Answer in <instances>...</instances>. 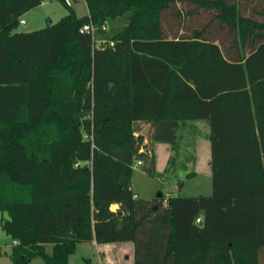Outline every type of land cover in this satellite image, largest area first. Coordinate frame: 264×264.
<instances>
[{
    "label": "trees",
    "instance_id": "trees-1",
    "mask_svg": "<svg viewBox=\"0 0 264 264\" xmlns=\"http://www.w3.org/2000/svg\"><path fill=\"white\" fill-rule=\"evenodd\" d=\"M84 1L83 16L63 0L56 23L13 33L42 0H0V224L17 242L12 264H68L92 240L131 242L133 264H264V0ZM115 19L123 27L108 34ZM172 119L165 173L205 121L211 195L136 197L133 162L147 154L132 124Z\"/></svg>",
    "mask_w": 264,
    "mask_h": 264
},
{
    "label": "rangeland",
    "instance_id": "rangeland-1",
    "mask_svg": "<svg viewBox=\"0 0 264 264\" xmlns=\"http://www.w3.org/2000/svg\"><path fill=\"white\" fill-rule=\"evenodd\" d=\"M66 3L72 7L78 16H83L87 14L88 9L84 0H65ZM68 13V8L64 5L63 0H42L41 5L35 9L28 11L23 14L19 23L13 29L15 32H30L35 30H40L47 24H53L60 20V18ZM29 20V21H28ZM28 21V22H27ZM123 19H115L111 23H106V32L110 34L112 30L120 29L123 27ZM96 45H99V35L95 37ZM191 135L194 141L192 145L189 146V139L184 142H180L185 149L186 154L181 156V161L173 162L172 166L179 165L180 168L175 170L173 173H165L164 169L166 166V161L169 156L166 148H158L155 162L151 163L149 157H142L141 160L144 163V170L141 165L133 162V177L132 186L134 192L138 197L155 199L159 193L163 195L170 194L171 196H195V195H211V170L209 167L210 160V141L205 138V135L199 134L191 131ZM190 135V136H191ZM189 155H195V161L191 162ZM174 163H177L174 165ZM184 163L183 165H180ZM194 171L195 174L188 177L187 173ZM180 182L181 185H180ZM180 185V186H179ZM170 192V193H169ZM9 219L7 213H0V223L2 220ZM14 240L11 236L7 235L2 229L0 224V264H12L9 254L11 251V246ZM48 252H51V244H47ZM89 252V249H87ZM80 253V251H79ZM76 253L71 258V264H77L78 255ZM43 264L41 258L37 257L32 259L30 264ZM87 264V262H85Z\"/></svg>",
    "mask_w": 264,
    "mask_h": 264
},
{
    "label": "crops",
    "instance_id": "crops-1",
    "mask_svg": "<svg viewBox=\"0 0 264 264\" xmlns=\"http://www.w3.org/2000/svg\"><path fill=\"white\" fill-rule=\"evenodd\" d=\"M193 125L195 126L193 132L203 134L205 135V138H207L209 133H208V126L205 121H195ZM175 126H176V122L174 119L158 120V121L154 120L149 122L136 121L132 124L133 134L142 135L144 138L143 144L146 145V148H141V151L147 154L146 157L150 158L152 166L153 163L155 162V158L157 155L156 152L158 148L163 147V149H165V147H167L166 151H168L169 156L171 155V143H173V140L175 139V134H174ZM140 165L144 170L145 166L143 161ZM131 189L133 190L132 185H131ZM172 193L173 192H171L170 194ZM170 194H166L164 196L165 197L171 196ZM137 196L138 195L136 194V197ZM116 208L117 205L115 204L111 206V209L113 210H115ZM76 247L77 248L75 252L69 255L68 257V264H71V258L74 255H76V253H79V251L80 253L77 257L78 258L77 264H86L85 262H87V264H133L134 245L131 242L97 244L95 240H92L91 242L88 243L78 244ZM45 248L46 251H48L47 245H45ZM87 249H89V252L87 251ZM31 261L29 262V264L31 263Z\"/></svg>",
    "mask_w": 264,
    "mask_h": 264
},
{
    "label": "built area",
    "instance_id": "built-area-1",
    "mask_svg": "<svg viewBox=\"0 0 264 264\" xmlns=\"http://www.w3.org/2000/svg\"><path fill=\"white\" fill-rule=\"evenodd\" d=\"M83 26H84L83 29L86 30V31H90V33L92 34V37L94 38V36H95V30H96V29L94 28V26H92L91 24H85V25H83ZM103 28L105 29L106 26L103 25ZM109 44H111V46L114 45L112 42H110ZM140 151H141V149H140ZM141 152H143V151H141ZM136 163L140 165V164L142 163L141 158H137ZM13 243H14V244L17 243L16 240H14Z\"/></svg>",
    "mask_w": 264,
    "mask_h": 264
},
{
    "label": "water",
    "instance_id": "water-1",
    "mask_svg": "<svg viewBox=\"0 0 264 264\" xmlns=\"http://www.w3.org/2000/svg\"><path fill=\"white\" fill-rule=\"evenodd\" d=\"M181 183L182 182H180V185H181ZM161 195H162V193H159L157 196L160 197ZM195 222H196L197 225L202 226V223H203V215H201L200 217H198V219Z\"/></svg>",
    "mask_w": 264,
    "mask_h": 264
}]
</instances>
